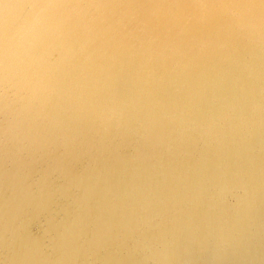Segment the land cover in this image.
Returning a JSON list of instances; mask_svg holds the SVG:
<instances>
[{"label": "water", "instance_id": "obj_1", "mask_svg": "<svg viewBox=\"0 0 264 264\" xmlns=\"http://www.w3.org/2000/svg\"><path fill=\"white\" fill-rule=\"evenodd\" d=\"M0 264H264V0H0Z\"/></svg>", "mask_w": 264, "mask_h": 264}]
</instances>
